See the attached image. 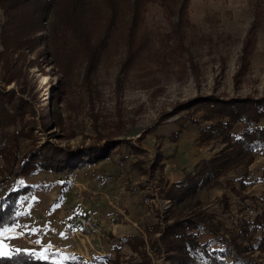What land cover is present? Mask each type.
I'll return each instance as SVG.
<instances>
[{
    "label": "rangeland",
    "instance_id": "374dc122",
    "mask_svg": "<svg viewBox=\"0 0 264 264\" xmlns=\"http://www.w3.org/2000/svg\"><path fill=\"white\" fill-rule=\"evenodd\" d=\"M180 2L169 0V8L149 0L140 30L150 37L149 49L134 65L122 68L126 49L122 30L112 37L108 52L88 78L81 60L72 70H60L47 46L4 48L2 41L12 35L27 40L39 36L42 42L50 28L48 23L37 30L23 25L28 7L11 17L0 10V90L14 91L0 102H6L10 115L25 125L30 142L24 141L22 147L69 148L80 159L90 147L102 149L108 141L119 142L102 158L86 159L70 173L38 170L20 178L0 173V209L9 191H20L16 225L0 229V245L8 255L24 250L41 259L47 256L44 260L51 264H63L67 253L81 255V242L65 223L82 210L96 218L117 220L125 213L136 220L130 229L115 230L137 232V241L128 245L134 253L128 255L125 247L101 264H139L143 254L149 264H173L159 238L174 218L191 212L211 215L226 236L228 231L241 234L246 222L264 212L260 153L251 162L227 165L212 178L214 184L181 204L162 198L173 170L184 176L228 152L221 137H211L220 130H208L217 121L208 102L195 100L212 97L227 102L264 95V0H188L184 16L188 24L176 36L170 26ZM130 3L122 0V8L128 10ZM11 101L17 102L14 109ZM259 124L264 126V119ZM242 128L241 123L234 125L233 137ZM6 165L0 157V167ZM207 227L205 234L214 229ZM248 229L250 240H243V245L256 249L264 230ZM50 246L71 251L47 249ZM249 256L264 264V249Z\"/></svg>",
    "mask_w": 264,
    "mask_h": 264
},
{
    "label": "trees",
    "instance_id": "16d2710c",
    "mask_svg": "<svg viewBox=\"0 0 264 264\" xmlns=\"http://www.w3.org/2000/svg\"><path fill=\"white\" fill-rule=\"evenodd\" d=\"M121 1L0 0V10L5 16H19L22 13L21 8L28 7L29 16L22 21L23 25H31L37 30L39 26L48 23L50 28L47 37L42 42H39V36H33L27 40L12 35V38L9 36L2 41L1 45L4 48L10 45L13 48L23 47L28 43L34 48L39 44L41 47L47 46L50 49L49 56L60 70L64 72L72 70L81 60L84 63V74L88 78L108 52L112 37L123 30L126 49L122 68L131 67L149 49L151 41L149 35L140 33L144 6L149 0H131L128 10L122 8ZM159 1L164 7L171 8L168 6L169 0ZM187 1L181 0L176 18L171 22V32L176 36L180 34L182 27L188 24L184 17ZM52 16L54 20L50 22L49 19ZM16 25H18L17 22H12L14 32L17 30L14 28ZM11 93L14 91L4 93L1 89L0 99H9ZM206 98V100L196 99L195 101L208 102L212 112L211 117L217 118L216 123L209 126L208 130H220L213 133L211 137H221L227 145L228 152L220 158H209L202 163L201 168L195 166L192 172H186L180 181L173 183L163 191L162 196L176 205L192 198L199 191L209 188L211 184H214L212 178L218 172L223 171L227 165L235 166L243 160L251 162L254 154H264V126L259 125V122L264 119V95L254 100L238 99L227 102H220L216 98L211 99L212 97ZM16 103V101H11L9 107L14 109L17 106ZM5 105L6 102H0V157L8 165L0 167V173L13 175L16 178L32 176L38 170L70 173L74 167H80L86 159L102 158L104 153L110 152L119 144L118 141L111 140L106 142L102 149L98 146L90 147L89 151H85V156L80 159H75L76 151L69 148L61 149L51 145L22 147L24 141L30 142V136L25 133V125L17 121L16 116L10 115L11 110ZM222 118L225 119L222 120ZM239 123L243 125V128L237 136L233 137L231 131L234 125ZM19 194L18 189L11 190L4 197L3 207L0 209L1 230L16 225L15 202ZM191 213L188 217L174 218V221L167 224L160 235L159 241L169 252L173 264H228L227 258L231 260V264H261L252 259L249 254L264 249V234L260 236L259 246L256 249L250 244L243 245V240H250L248 239V228H251L253 233H256L258 229L264 230V212L261 211L251 221L246 222L247 229H242L241 234L237 235L234 231H228L226 236L218 230L219 223L216 221L212 223L211 215L206 216L202 212ZM155 225L159 227L158 223ZM207 225L214 229L205 234ZM111 239L113 241L115 238L111 237ZM136 239L137 237L131 238L130 241L120 239L119 242L131 246L135 243L131 241H137ZM53 254L58 256L56 252ZM144 256L143 254L142 262L139 264H149ZM64 259L63 264L102 263L101 258L94 255L90 260H86L81 255L67 253L64 254ZM0 264L51 263L31 252L19 250L0 257Z\"/></svg>",
    "mask_w": 264,
    "mask_h": 264
},
{
    "label": "built area",
    "instance_id": "2783aa9c",
    "mask_svg": "<svg viewBox=\"0 0 264 264\" xmlns=\"http://www.w3.org/2000/svg\"><path fill=\"white\" fill-rule=\"evenodd\" d=\"M65 224L70 235L81 242L80 246L85 251L83 253L81 250V256L86 260H90L92 255L104 257L108 254L104 247L105 228L100 218L81 210L66 220Z\"/></svg>",
    "mask_w": 264,
    "mask_h": 264
},
{
    "label": "crops",
    "instance_id": "0c3cea01",
    "mask_svg": "<svg viewBox=\"0 0 264 264\" xmlns=\"http://www.w3.org/2000/svg\"><path fill=\"white\" fill-rule=\"evenodd\" d=\"M183 167H185V166H183ZM173 172H174V174L172 175V178L168 181V185H169L168 187H170L173 183H176L177 181H180L183 178V174L182 173L179 174L180 172H178L177 170H173ZM205 189H203V190H205ZM203 190H201V191H203ZM162 198L164 200H168V199H165L163 196H162ZM106 214H107V212H106ZM99 215H100V212H99ZM122 215L123 216L119 217L117 220L114 219L111 216H106V217H102V218H101V216L100 217L98 216V218H100V220H101V223H102L103 227L105 228L104 247H105V250H107V253H108L104 257L99 256L101 258V260L106 259V257L112 258L113 254H115L114 257H116V255L120 254V252L122 250H124L125 247H127V249H129L128 244H126V243L124 244V243H120L119 242L120 239H125V240L129 239V241H130L131 238H135L136 235H137L136 231L134 233V231L133 232H132V230L128 231L126 228H125L124 231H120V232L115 233V230L117 228L121 229L122 227H127V228L130 229L132 226H134V225L136 226V223H135L136 220H134L131 217H128L125 213H123ZM139 231H141V230H139ZM110 236L115 238V239L113 241H110V239H111ZM139 236L141 238H143L142 235H139ZM131 242H133V241H131ZM49 248L50 249L53 248L55 250L62 251V252H67L68 249L71 251L70 247H54V246L47 247V249H49ZM78 249L80 250L79 247H78ZM129 250L130 251H128V253H127L128 255L131 254V253H134V251L132 249H129ZM256 251H258V250H256ZM135 253H136V250H135ZM77 255H79V254H77ZM111 260H114V259H111ZM226 262H228V264L232 263L229 258H227Z\"/></svg>",
    "mask_w": 264,
    "mask_h": 264
},
{
    "label": "snow or ice",
    "instance_id": "6c2138e0",
    "mask_svg": "<svg viewBox=\"0 0 264 264\" xmlns=\"http://www.w3.org/2000/svg\"><path fill=\"white\" fill-rule=\"evenodd\" d=\"M32 231H35V229H33ZM61 235H63V233H61ZM36 243H39V241H36ZM44 251L47 252V249H45ZM6 255H8V253L4 250L3 245H0V257H4ZM42 258L47 259V256H42Z\"/></svg>",
    "mask_w": 264,
    "mask_h": 264
}]
</instances>
